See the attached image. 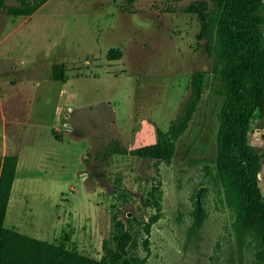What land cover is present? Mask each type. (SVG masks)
I'll return each mask as SVG.
<instances>
[{
	"label": "rangeland",
	"instance_id": "obj_1",
	"mask_svg": "<svg viewBox=\"0 0 264 264\" xmlns=\"http://www.w3.org/2000/svg\"><path fill=\"white\" fill-rule=\"evenodd\" d=\"M192 1L47 0L29 17L0 14V155L19 156L7 228L99 260L117 222L148 217L144 200L159 179L162 217L148 252L137 234L145 264H264L258 244L235 236L216 178L221 80L197 17L181 11ZM111 49L121 57L109 60ZM54 65L64 80L52 78ZM203 70L201 100L170 163L98 158L114 140L155 142ZM255 131L264 135V121ZM257 151L264 195V136Z\"/></svg>",
	"mask_w": 264,
	"mask_h": 264
},
{
	"label": "trees",
	"instance_id": "obj_2",
	"mask_svg": "<svg viewBox=\"0 0 264 264\" xmlns=\"http://www.w3.org/2000/svg\"><path fill=\"white\" fill-rule=\"evenodd\" d=\"M137 0H126L132 6ZM177 3L180 0H169ZM47 0H0V14L8 17H29ZM125 8L128 10L129 7ZM181 11L195 15L200 23L198 40H205L213 52L214 73L220 77L223 103L217 114L215 158L216 178L223 190L225 204L234 215L233 230L239 239L254 241L259 246V260L264 263V195L259 186L261 155L257 145L264 136L255 128L264 121V0H199ZM211 46V48H210ZM121 57L111 49L109 60ZM63 65L52 67V78L64 80ZM206 71L191 77V94L182 113L166 131H158L157 140L135 148L112 141L98 154L102 162L113 156L154 161L155 166L170 163L177 140L188 129L201 100ZM19 156L0 155V264H145L146 256L137 251L138 231L149 251V235L162 217L161 181L155 180L145 207L146 219L136 227L116 223L114 234L103 240L102 256L95 259L75 248L49 243L17 230L7 228L5 219L17 174ZM202 207H196L200 215Z\"/></svg>",
	"mask_w": 264,
	"mask_h": 264
},
{
	"label": "built area",
	"instance_id": "obj_3",
	"mask_svg": "<svg viewBox=\"0 0 264 264\" xmlns=\"http://www.w3.org/2000/svg\"><path fill=\"white\" fill-rule=\"evenodd\" d=\"M258 131H259L260 133H263L262 129H259Z\"/></svg>",
	"mask_w": 264,
	"mask_h": 264
}]
</instances>
